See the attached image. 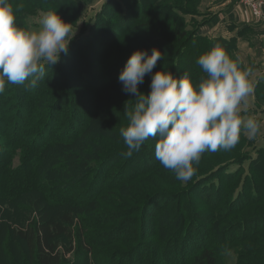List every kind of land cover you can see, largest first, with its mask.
Masks as SVG:
<instances>
[{
    "label": "trees",
    "instance_id": "obj_1",
    "mask_svg": "<svg viewBox=\"0 0 264 264\" xmlns=\"http://www.w3.org/2000/svg\"><path fill=\"white\" fill-rule=\"evenodd\" d=\"M183 1L186 5L187 0ZM178 2L179 0H110L113 8L118 5V11L122 13V19L120 20H122L123 30L115 36L114 33L112 41L109 44L106 42L105 47H101L93 37L102 42V38L104 39L105 36H101L96 32L98 31L96 28L91 27L87 34L83 35L85 38L82 37L80 41H76L77 53L80 52V62L74 64L76 66L73 67V72L67 74L74 75L73 77H80V74L83 73V77L95 82V86H86L91 88L87 95L84 93L78 96L74 95L70 84L71 77H67L64 74L66 71L60 66L54 70L55 73L46 75L45 79L40 81L35 88H28L27 84H24L22 90L24 92L22 94L17 92L18 88L6 82L8 85L5 86L4 92L6 99L0 100V106L5 109V111H0V131L5 133L0 135V206L2 208L0 212L3 210L9 212L8 216L17 218L15 221L18 223L15 227L12 226L13 223L11 225H0V239L5 244L10 242H14L13 244L22 243L25 252V262L20 264H87L89 257L92 256L90 254L94 249L91 231L95 225L93 222L94 218L97 217L95 213L101 212L99 204L103 195L100 192L105 186L108 191L119 190L115 189L116 186L112 185L111 187L110 182L119 179V170L125 165L121 164L119 166L117 164L118 161L123 159L125 152L118 151L115 153L117 154L116 159H108L109 157L101 155V150H103L104 146L101 145L103 148L101 146L98 147L92 142L99 137H105L108 142H113L117 139V128L111 125V121L120 119L118 117H123L125 114V110L121 108V105L113 108L112 105L120 92L119 86H117L120 84L118 80L119 73L135 50L131 46H124V43L121 42L127 39L133 31L139 29L150 32L151 38L148 39L147 43L160 40L158 37L162 36L174 37L179 35L181 40L186 37L185 41L176 50L174 49V52L172 51L175 56L170 59L171 63L168 68L175 77L176 74L182 72L179 62L180 57L185 53V48L187 46L190 48L192 43L193 47L190 49L196 61L200 55L218 46V44L226 45V48L231 46L234 49L236 45L235 39L225 40L220 37L211 39L195 31L187 36L181 33L178 24V17L180 16L177 15L179 12H187V9H183ZM189 2L192 5L193 0H189ZM164 12L166 14H163ZM165 29H173L172 34ZM112 32H115L114 29L110 30L111 34ZM88 41L90 44L88 45L89 50L85 52V50L80 49L81 44ZM119 42L121 43V49L117 51V47L120 45ZM75 45L73 46L74 50H69L68 55H66L67 58L79 56L73 53ZM150 45L153 47V43ZM159 50L165 55V49ZM151 51L152 49L148 53L151 54ZM227 53L229 54V52ZM232 59L236 60L235 57H232ZM110 61L112 62L111 65H109ZM114 61L120 62H118L119 69L118 77L116 76V78L110 73V67L116 68ZM50 70V68L46 67L47 72H50ZM187 75L194 82V78L195 80L202 79L204 73L197 65L195 68H189ZM146 81L144 79L143 83ZM138 87L140 89L141 86L139 85ZM147 90L150 91V89ZM147 90L142 89L140 91L148 94L149 91ZM90 95H93V99H91ZM107 96L109 98H106ZM34 98L37 104L35 110H33L34 105L32 106ZM64 101H69L72 107V111L67 109L68 113H71L64 117V119H67L68 124L59 132L54 142L50 141L43 146L46 142L45 140L48 139L45 134L46 127L54 125L55 120L60 118L61 115L59 113L64 111L59 110V108ZM133 104H130L129 108ZM75 105L77 107L73 111ZM13 108L14 118L11 120L8 113ZM79 115L84 118L80 120L78 118ZM44 119L48 121L46 125H44ZM21 130L22 132H20ZM141 147H145V145ZM145 148L129 156L134 160L129 168L133 166L136 169L141 163V170H144V172L157 171L162 165L160 162H156L155 148L151 150ZM125 149H127L126 146ZM17 151L21 152L20 165L12 168L11 164ZM212 153H203L200 161L205 160L206 158L204 157L212 155ZM263 165L264 147H262L260 154L249 168L250 174L245 180L247 186H243V191H254L253 193L255 194H258L259 189L262 190L260 197L255 200L257 202L264 199ZM126 166L128 167V164ZM102 167L103 169H110V172L107 173L108 175L103 180L98 177L99 170ZM255 174H259V176H255ZM64 175L66 177L71 175L73 178L65 179ZM211 180L201 184L199 187L212 189ZM76 186H83L85 195L82 199L79 198L80 200L69 199L65 201L67 194ZM218 191L219 189H215L217 195H215V200L220 198ZM250 192L247 193L249 197H251ZM242 196V193L239 192L236 201L241 199ZM171 197L173 200L175 199L173 196ZM185 197H188L186 193L180 197L179 201L184 203ZM161 199H163L162 212L164 213L167 199ZM158 200L160 199L158 198ZM7 203L20 206V208L18 211H13V208ZM103 214L101 213V216L105 217ZM160 214L158 213L154 218L152 227L155 230H153L152 236L154 237L155 231L156 234L161 236V240L165 239L167 235L168 224L166 223L162 226L165 217ZM238 221L237 226L233 230L240 229L243 231L240 234V238H245L247 242L251 243L264 240V221L261 222L262 224L259 228L253 230L252 234L246 231L249 225L244 223V221ZM89 226L92 228H89ZM224 226H227V223ZM188 230L189 225L186 227L185 222L181 225L179 221L176 234L169 237L176 239L175 242L183 238L185 240L188 238ZM208 234L204 235L205 239L209 237ZM68 239H70L71 247L75 243V246L67 251V253L73 252L72 262H67L65 254H62L59 250L61 240ZM167 241L162 244L159 243V247H151V244L147 241L145 248L151 247L150 264L151 262L152 264H223V261H221L223 256L218 250L219 246L213 245L210 238L204 241L202 246H200V240L189 238L186 242V245L192 242L187 247L189 254L180 250V252H176L173 255L174 259H171L168 254L173 249L171 248V242L164 246ZM232 241L236 240H231V243ZM163 254L167 259L163 258ZM238 255L241 256V253ZM156 257H162L161 262L157 261ZM138 260L140 261V259ZM103 261L106 262L105 260ZM15 264L18 263L15 262Z\"/></svg>",
    "mask_w": 264,
    "mask_h": 264
},
{
    "label": "rangeland",
    "instance_id": "obj_2",
    "mask_svg": "<svg viewBox=\"0 0 264 264\" xmlns=\"http://www.w3.org/2000/svg\"><path fill=\"white\" fill-rule=\"evenodd\" d=\"M202 1L203 0H193L191 3L192 5H190L189 0H187L186 5L183 0H179L178 2L183 9H187V12L185 13L177 12V16H180L178 17L180 32L186 34V36L195 31L208 38V36L203 33H206L209 30L207 23L209 21V13L205 5H201ZM10 3L15 10L18 26L25 29L31 30L38 28L41 15L49 11L56 12L65 22L71 23L72 30L73 32L76 31V33L69 45V50H74L73 46L76 41H80L82 37L85 38V34H87V31L91 27L96 28L98 30L96 32L101 36H105L104 39L102 38V42L93 37L101 47H105L106 42L109 44L110 41H112V35L114 33L115 36L120 34L123 30L122 20H120L122 19V13H119L118 5L113 8L110 0H10ZM236 8L235 11L237 10V12H233V16L240 24L243 25L244 23L255 22V19L251 17L247 6L240 3V0L238 1ZM163 14H166V12ZM112 29H114L115 32H112L111 34L110 30ZM165 30L172 34L173 29ZM149 33L148 30L140 29L133 31L129 37L121 43H124V46L126 47L131 46L134 50L146 49L149 51L154 47L162 50L165 49L164 60L158 61L159 64L157 63L156 67L153 69V73L159 70L169 71L168 66L170 67V59L175 56L173 50H176L180 44L185 41L186 37L181 40V38L179 39V35L174 37L162 36L158 37L160 40L147 43L148 39L151 38ZM261 36L264 40V33H262ZM121 43L118 45L117 51L121 49ZM152 43L153 47L150 45ZM256 44L257 42L254 43V45ZM88 45H90L89 41L81 44L80 49L87 52V50H89ZM218 46L223 49L226 48V45L223 46L222 44H218ZM192 47L193 43L190 45V48ZM190 48L187 46L185 48V53L180 57L179 62L182 72L176 74L177 78L184 74H188L189 68H195L197 66L194 54H192ZM236 48L235 45L234 49L229 46L224 50L229 52L231 58L235 57L236 61L241 64L240 60L236 58ZM77 52L75 45V51L73 53H76L79 56H76L75 58H67L64 54H61V59L56 64L57 66L54 65L52 68L46 66L51 69L50 72L46 71V75L48 76L55 73L54 70L58 66L66 71V73H64L66 75L73 72V67L76 66L74 64L80 62V52ZM259 57L260 56H257L258 59ZM118 62L119 61L113 62L116 67L115 69L110 67V73L113 74L114 78H116V76L118 77V64L120 63ZM111 63L112 62L110 61L109 65H111ZM254 64V60L248 61L245 66L241 64L243 69H251L249 79L254 86V93L249 98L247 106L242 107L241 109V116L243 119L253 117L259 120L262 126H264V74L260 75V68H257ZM68 76L71 77L70 84L75 96L83 93L87 95L91 88L86 86H95V82L93 80H87L83 77V73L80 74V77H73L74 75H67V77ZM194 76L196 77V75ZM145 79L147 81L143 83V85H140L141 87L139 90L150 89V83L148 82L151 81V74L146 75ZM200 79L195 80L194 78L193 83H198ZM24 84H28V81ZM24 84H12L11 86L18 89L20 88L19 90L17 89V92L22 94V92H24L22 91ZM5 86L8 85L5 84ZM117 86H119L118 88L120 89V92L116 96L112 108L121 105V108L126 111L125 104L129 107L130 104L135 103L133 100L135 97L129 96L122 91L121 83ZM90 96L92 97L91 99H93V95ZM35 98L34 103L32 104V106L34 105L33 110H35L37 106ZM106 98H109V96ZM5 99V93L0 94V100ZM76 107V105L73 107V111ZM67 109L72 111L69 101H64L59 108V110L64 111L59 113V115H61L60 118L55 120L54 125L46 127L45 134L48 139L45 140L46 142L43 146L50 141L54 142V139L59 135V132L64 129L66 124H68L67 119H64V117L71 112L68 113ZM0 111H5V109L0 106ZM13 113L14 108L10 109L8 113L11 120L14 118ZM78 118L82 120L84 117L79 115ZM118 118L120 119H114L111 121V125L117 128V139L113 142H108L105 140V137H99L92 141L93 144L98 147L101 145L104 146V148L101 146L104 150H101V155L109 157L108 159H116L117 154L115 153L118 151L125 152V154L127 152V149H125L126 145L120 135V129L121 127L127 126L128 121L125 115ZM44 120V125H46L48 121L47 119ZM22 130L20 132H22ZM2 134L5 133L0 131V135ZM147 140L143 145H145L147 149L149 148V150L155 148L157 139L150 137ZM145 147H141L140 150ZM262 147H264V127H262L261 134L254 140L248 139L242 128L240 140L235 148L231 151H217L213 153L205 152L204 154L212 153V155L204 157L206 159L200 161L199 165L196 166V174L186 183L178 181L175 178L174 173L165 169L163 166L158 168L157 171H150L148 173L141 170V163L136 169L133 166L129 168L134 160L124 154L123 159L117 162L119 166L125 164L121 167V170H119V179L110 182L111 187L112 185L116 186L115 189L119 190L108 191L105 186L100 192V194L103 195L101 203L99 204L101 212L95 213L97 217L94 218L93 222L95 225L93 228L89 226V228H92L91 232L93 234L92 242L94 251L90 254L92 256L89 257L87 264H150L151 247H159V243L162 244L167 240L168 241L164 246L171 242V248L173 249L172 252L168 254L171 259H174L173 255L176 252H180V250L189 254L187 247L192 243L189 242L186 245L189 238L200 240V246L204 244V241L210 238L213 245L219 246L218 250L223 256V260H221L223 261V264H264V240L252 243L247 242V239L240 238V234H242L243 231L240 229L233 230V228L237 226V223L239 222L238 220H240L249 225L246 231H248L249 234H252L253 230L259 228L262 224L261 222L264 221V199L260 202L255 201L260 197L262 190L259 189L258 194L253 193L254 191H243V186H247L245 180L250 174L249 168L252 166V162L260 154ZM20 153V151L16 152V156L11 164L12 168L20 165ZM157 161L158 160L156 159V162ZM126 164H128V167ZM262 167L264 168V165ZM126 169L127 172L125 173ZM108 172H110V169L107 170L102 167L99 170L98 177L103 180L105 179V176L108 175ZM255 176H259V174H255ZM64 178L72 179L73 176L68 175L66 177L64 175ZM210 180L212 189L199 187L201 184L207 181L209 182ZM215 189H219L218 193L220 198H217V200H215ZM83 190H85L83 189V186L74 187V189H71L69 194H67V198L65 195V201L69 199H82L85 195ZM239 192L242 193L243 196L236 201ZM248 192L251 193V197L248 196ZM185 193L188 197H185L186 199H184V203H181L179 199ZM164 196L169 198L167 199ZM170 196H173L175 199L173 200ZM158 198L160 200L157 201ZM161 198H164V200L167 199L166 211L164 213L162 212L163 199ZM9 205L13 208V211H18L20 208V206ZM1 209L0 206V210ZM101 213H104L103 215H105V217H102ZM158 213H161L160 215L165 217L162 226L166 223L168 224V229L166 231L167 235L165 236V239L163 238L161 240V236L156 234L155 231L154 237L152 236L153 230H155L152 227L154 218ZM8 214L10 213L4 210L0 212V225H11L13 223L12 226H17L16 224L18 222L15 221L17 218L8 216ZM179 221L181 225L184 222L186 223V227L189 225V230L187 231L188 238L185 240H183V238L180 241L175 242L176 239L170 238L169 236L176 234L177 228L179 227ZM225 223H227V226H224ZM226 233L228 234L226 235ZM189 234L191 235L189 236ZM205 234L209 235L207 239H205ZM233 239L236 241H232L231 243V240ZM147 241L151 244V247L149 248H145ZM13 243L14 242L5 244L2 243L0 239V264H15V262L20 264L21 262H25L24 246L20 242L19 244ZM73 246H75V243H73ZM200 246H198V248H200ZM72 247L70 239L61 240L59 243V250L62 254H65V258L68 260L67 262L73 261V252L67 253ZM239 253H241V256L238 255ZM163 258L167 259L164 257V254ZM138 259H140V261ZM156 259L161 262L162 257H156Z\"/></svg>",
    "mask_w": 264,
    "mask_h": 264
},
{
    "label": "clouds",
    "instance_id": "obj_3",
    "mask_svg": "<svg viewBox=\"0 0 264 264\" xmlns=\"http://www.w3.org/2000/svg\"><path fill=\"white\" fill-rule=\"evenodd\" d=\"M72 24L56 12H45L36 29L18 26L10 0H0V94L6 82L35 88L46 77V66L56 65L61 54L68 55L75 36ZM164 55L157 48L132 52L119 73L122 91L135 97L125 104L128 124L120 135L127 156L140 150L148 138L157 139L155 157L175 178L188 182L197 172L205 152L231 151L243 128L248 139L261 134L259 120L241 116L254 93L251 69L241 65L220 46L199 56L196 64L204 76L196 84L187 74L175 77L170 71L153 73ZM151 74L150 91L139 90Z\"/></svg>",
    "mask_w": 264,
    "mask_h": 264
},
{
    "label": "crops",
    "instance_id": "obj_4",
    "mask_svg": "<svg viewBox=\"0 0 264 264\" xmlns=\"http://www.w3.org/2000/svg\"><path fill=\"white\" fill-rule=\"evenodd\" d=\"M239 0H203L201 5H205L209 13V30L203 33L208 38H223L225 40H236V58L242 65L254 60L255 66L260 68V75L264 74V25L253 22L240 24L235 20L233 12ZM253 34V35H251ZM257 42L256 45L254 43ZM257 48V49H256ZM257 56H260L259 59ZM251 58V59H250ZM250 59V60H249ZM251 64V63H250Z\"/></svg>",
    "mask_w": 264,
    "mask_h": 264
},
{
    "label": "built area",
    "instance_id": "obj_5",
    "mask_svg": "<svg viewBox=\"0 0 264 264\" xmlns=\"http://www.w3.org/2000/svg\"><path fill=\"white\" fill-rule=\"evenodd\" d=\"M240 3L247 6L254 23L264 25V0H240Z\"/></svg>",
    "mask_w": 264,
    "mask_h": 264
}]
</instances>
